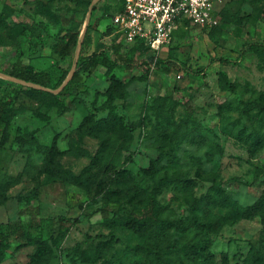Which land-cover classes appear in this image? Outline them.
Returning <instances> with one entry per match:
<instances>
[{
  "label": "rangeland",
  "instance_id": "374dc122",
  "mask_svg": "<svg viewBox=\"0 0 264 264\" xmlns=\"http://www.w3.org/2000/svg\"><path fill=\"white\" fill-rule=\"evenodd\" d=\"M119 2L0 0V12L8 13L0 29V93L12 86L42 89L6 74L18 51L35 71L55 78L71 73L78 49L64 61L53 49L67 33L80 31L83 39L88 27L87 54L105 50L110 58L121 41L113 21ZM216 7L222 15L211 30L188 23L174 29L167 49L155 53L158 70L142 67L152 50L121 48L131 65L108 74L100 65L59 101L17 94L0 150V227H16L0 264H158L143 245L179 248L166 254L165 264H254L252 255L264 264L262 213L252 209L264 194V0ZM17 23L29 27L26 36H11ZM32 41L45 45L31 53ZM109 110L123 116L132 135L118 118L103 132L89 131ZM150 159L156 166L145 173ZM81 174L82 183L70 178ZM161 176L175 177L157 196L161 216L186 228L151 236L138 231L130 213L142 212ZM102 207L119 217L110 212L103 219ZM59 216L80 222L62 225ZM27 231L41 234L46 245L29 243ZM192 244L206 246L202 256L189 255Z\"/></svg>",
  "mask_w": 264,
  "mask_h": 264
},
{
  "label": "trees",
  "instance_id": "16d2710c",
  "mask_svg": "<svg viewBox=\"0 0 264 264\" xmlns=\"http://www.w3.org/2000/svg\"><path fill=\"white\" fill-rule=\"evenodd\" d=\"M121 1L119 2V6L117 10L120 9ZM94 7V6H93ZM92 7V9H93ZM219 15H222L219 12ZM8 17V13L6 10H2L0 12V29L4 25V21ZM218 25V24H217ZM216 25V26H217ZM215 26V27H216ZM214 28V27H213ZM210 28L209 30H211ZM29 32V27L24 23H17L11 26V36H26ZM80 31L67 33L58 40H55L53 43V49L57 54L60 61H64L67 58H73L74 51L79 42ZM90 43V36L88 27L85 30L83 35V39L80 43V49L78 52V56L76 59L75 69L67 82V84L56 94H53L48 90H55L58 89L62 83L67 78L69 72L68 70H63L61 74L55 78L49 71H35L28 66H24L21 62L22 52L18 51L16 53L15 61L13 62L11 69L6 72L7 75L13 77L15 79L21 80L25 83H32L39 86L42 89H34V88H17V86H12V88L7 93H0V150L4 147L7 142V127L10 124L13 114H12V106L14 103V99L18 93L24 92L29 95L39 94V95H49L51 100L59 101L62 97L65 96V92L68 90L71 84H82L83 82V75L89 74L92 70L96 69L98 66H103L106 69V74L110 73L112 68L116 65H125L129 66L132 64L133 59L129 58L127 53L121 52V48H128L127 45L120 41L118 44L112 46V55L109 58L108 54L105 50L95 51L90 54H87V47ZM45 42L41 41H32L29 44L28 50L31 53L38 52L39 48L44 46ZM135 47H141L149 49L148 46L139 43L134 44L133 46L129 47L133 49ZM150 50V49H149ZM155 59V55H150L146 58L145 61L142 63V67L145 71L150 70V64ZM162 66L160 60H156V67L155 70H158ZM221 79L226 81V75L221 74ZM232 88L231 84L228 85ZM46 89V90H45ZM82 92V91H79ZM117 118L123 123V126L126 128L129 135H132V129L127 125L124 124V118L121 115H118L117 112L114 110H109L107 113V117L98 120H92L89 125L90 132L100 133L108 129L110 125H115ZM17 132L19 129L17 128ZM157 163V159H150L149 165L147 168L143 169V172L149 173ZM70 178L75 183H82L85 181L83 179L82 174L75 176L71 175ZM175 177L174 176H161L156 181L153 189L147 194L143 210L140 214L134 215L133 212L130 213V220L133 221L135 227H137L138 231L145 232L147 231L151 236H158L164 234L168 230L177 229V230H184L186 228V224L182 220H174L168 219L161 216L163 205L159 202L157 196L162 190L163 186L168 185L170 183H174ZM252 209L258 210L262 213L261 221L264 224V194H262L253 204ZM103 219H107V216L110 212H114V216H118L119 214L115 212L113 209L108 210L106 208H100L98 210ZM90 217L89 214L86 215ZM59 224L62 225H69L74 226L80 222L78 218H65L63 216H59L57 218ZM195 223L200 227H204L207 231H210V225L199 222L196 218L194 219ZM44 221L42 224H36L37 226H42L45 224ZM30 227H33V224H29ZM42 226V227H44ZM15 227L13 224H5L0 227V261L6 258L7 254L6 251L9 248V239L11 235L15 231ZM26 239L29 240V243L34 244H41L46 245V238H43L41 234L33 235L29 231L26 232L25 235ZM55 240V239H54ZM191 252L195 253L196 256H202V251L206 248V246H197V245H190L189 246ZM142 252H144L148 256H152L158 264H165L166 261V254L170 252H175L178 254L179 248L174 247L172 245H168L163 250H153L148 246L143 245L141 247ZM41 254V248L32 255L31 262H35L39 259L38 254ZM43 254V253H42ZM196 256H190L191 260L194 261ZM254 255L250 256V259L256 263V259L253 257ZM208 260V258H205Z\"/></svg>",
  "mask_w": 264,
  "mask_h": 264
},
{
  "label": "built area",
  "instance_id": "2783aa9c",
  "mask_svg": "<svg viewBox=\"0 0 264 264\" xmlns=\"http://www.w3.org/2000/svg\"><path fill=\"white\" fill-rule=\"evenodd\" d=\"M224 1L122 0L113 21L127 47L142 43L154 52L155 59L150 64V71H153L157 60L155 53L167 48L178 25L188 23L202 30L215 27L220 12L216 5Z\"/></svg>",
  "mask_w": 264,
  "mask_h": 264
},
{
  "label": "water",
  "instance_id": "95a60500",
  "mask_svg": "<svg viewBox=\"0 0 264 264\" xmlns=\"http://www.w3.org/2000/svg\"><path fill=\"white\" fill-rule=\"evenodd\" d=\"M81 41H82V39H81V40L79 41V43H78V45H79L78 52H79V49H80V43H81ZM78 52H77V53H78ZM73 71H74V70H72V72L68 74V76H67V78L65 79V81H64V82L62 83V85L58 88L59 90L57 91V93H58L59 91H61V89L67 84V82L69 81V79H70V77H71Z\"/></svg>",
  "mask_w": 264,
  "mask_h": 264
},
{
  "label": "bare ground",
  "instance_id": "6f19581e",
  "mask_svg": "<svg viewBox=\"0 0 264 264\" xmlns=\"http://www.w3.org/2000/svg\"><path fill=\"white\" fill-rule=\"evenodd\" d=\"M81 38H82V36L80 35V37H79V41H80ZM78 47H79V45H77V47H76V49H75V53L77 52Z\"/></svg>",
  "mask_w": 264,
  "mask_h": 264
},
{
  "label": "crops",
  "instance_id": "0c3cea01",
  "mask_svg": "<svg viewBox=\"0 0 264 264\" xmlns=\"http://www.w3.org/2000/svg\"><path fill=\"white\" fill-rule=\"evenodd\" d=\"M117 11H118V10H117ZM117 11H116V12H117ZM121 41L123 42V40H122V39H121ZM78 43H79V42H78ZM166 49H167V48H166Z\"/></svg>",
  "mask_w": 264,
  "mask_h": 264
}]
</instances>
